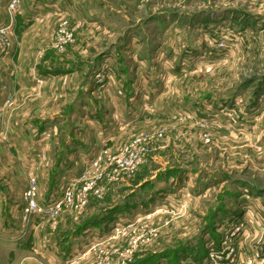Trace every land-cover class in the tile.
Listing matches in <instances>:
<instances>
[{
  "label": "rangeland",
  "instance_id": "374dc122",
  "mask_svg": "<svg viewBox=\"0 0 264 264\" xmlns=\"http://www.w3.org/2000/svg\"><path fill=\"white\" fill-rule=\"evenodd\" d=\"M95 1L0 84V264H264V0Z\"/></svg>",
  "mask_w": 264,
  "mask_h": 264
},
{
  "label": "crops",
  "instance_id": "0c3cea01",
  "mask_svg": "<svg viewBox=\"0 0 264 264\" xmlns=\"http://www.w3.org/2000/svg\"><path fill=\"white\" fill-rule=\"evenodd\" d=\"M7 1L0 0V22L11 23L10 34L14 35L17 32L21 43L19 42V45H14L11 56L0 59L2 61V65L0 66V84H5L7 90L11 93L13 92L15 102L26 91H31L28 94L35 96L34 94H37L35 90L49 80V78L36 79L34 78L35 73L29 71L26 74L22 71L23 68H26L28 61L24 60L28 59V53H32L35 45H37L36 39L30 41L27 38L48 36L50 34L49 20H55L57 17H65L68 20L78 21L83 17L84 6L97 4V2L95 0H22L20 12L16 13L13 19H10L4 8ZM4 14L6 16L4 18L1 17ZM49 14L52 15L49 16ZM0 94L1 97L9 96L7 92L4 94V92L0 91ZM28 94L26 93L27 96ZM28 99L30 98L28 97L26 100ZM9 180L11 181L10 177H4V175L0 174V197L4 194L3 190H7L5 185ZM3 182L6 184L4 183V185ZM7 185L10 187L9 183Z\"/></svg>",
  "mask_w": 264,
  "mask_h": 264
},
{
  "label": "built area",
  "instance_id": "2783aa9c",
  "mask_svg": "<svg viewBox=\"0 0 264 264\" xmlns=\"http://www.w3.org/2000/svg\"><path fill=\"white\" fill-rule=\"evenodd\" d=\"M21 1L22 0L7 1V9L11 16L20 12L22 8ZM67 23V20H62L57 28L56 33L61 36V40L70 38V35L68 34L69 31L67 30ZM11 28V23L0 22V59L11 56L12 49L15 45L10 37ZM133 164L131 166H133ZM63 187V183H61V185L59 184V190L61 191L60 196L49 200V203H41L37 198V194L39 193L37 183L32 178L23 191L25 206L21 209V223L23 225L28 224L32 222V219L35 218V216L44 215L50 218L56 213H59L62 210V207L70 202L72 197V192Z\"/></svg>",
  "mask_w": 264,
  "mask_h": 264
}]
</instances>
